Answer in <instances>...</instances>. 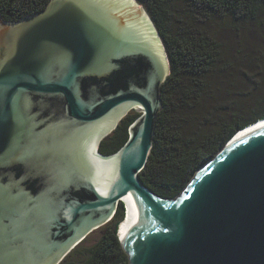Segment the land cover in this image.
<instances>
[{
  "label": "water",
  "instance_id": "obj_1",
  "mask_svg": "<svg viewBox=\"0 0 264 264\" xmlns=\"http://www.w3.org/2000/svg\"><path fill=\"white\" fill-rule=\"evenodd\" d=\"M138 6L49 0L0 18V264H61L121 202L128 264H264V127L235 139L262 120L237 130L175 198L138 179L170 73ZM55 99L66 114L53 116ZM134 108L125 144L92 152L94 132Z\"/></svg>",
  "mask_w": 264,
  "mask_h": 264
},
{
  "label": "trees",
  "instance_id": "obj_2",
  "mask_svg": "<svg viewBox=\"0 0 264 264\" xmlns=\"http://www.w3.org/2000/svg\"><path fill=\"white\" fill-rule=\"evenodd\" d=\"M49 0H0V18L16 21L24 16L38 13ZM144 5L153 22L167 53L170 73L161 85L160 98L163 108L158 113L154 126L153 146L143 169L138 173L139 181L150 191L163 198H175L192 179L196 170L226 144L239 129L264 118V99L256 100L240 113L231 114L227 121L219 123L216 131L201 138L198 128V144L184 146L175 151L174 140L168 129L160 133L157 129L162 114L171 107L172 102L185 105L187 100L196 98L203 92L202 78L209 73L228 71L233 62L226 58L221 45L207 34L192 28L184 19L173 13L171 0H136ZM193 7L198 17L205 15L228 16L239 22H255L264 11V0H185ZM171 8V9H170ZM177 16V17H175ZM195 17V16H194ZM178 23L177 28L174 24ZM173 106V105H172ZM180 131L183 121L191 122L189 113L172 110ZM263 113V114H262ZM184 117L181 119V116ZM136 117L124 122L122 140L115 149L123 146L128 139V128ZM182 135L183 132L181 131ZM188 138V136H187ZM197 140V139H195ZM121 144V145H120ZM124 211L120 207L112 220L105 226L100 240L89 251V255L79 263L67 264H128L116 237V227L123 220ZM65 260V259H64ZM65 264V263H61Z\"/></svg>",
  "mask_w": 264,
  "mask_h": 264
},
{
  "label": "rangeland",
  "instance_id": "obj_3",
  "mask_svg": "<svg viewBox=\"0 0 264 264\" xmlns=\"http://www.w3.org/2000/svg\"><path fill=\"white\" fill-rule=\"evenodd\" d=\"M171 1H173V13H177V16L184 19L193 29L217 40L226 58L230 60L231 56V62H233L228 71L211 72L202 78L204 90L199 95L197 91L196 98L187 100L185 105L177 104V100L172 102L171 107L160 117L158 131L160 133L163 131L164 134L168 129L174 140L172 146L175 151H179V148L186 145L191 146L190 141L194 140L193 144H198L199 127L201 131H206L201 134L203 138L209 133L208 130L216 131L219 123L227 121L231 114L240 113L256 100L264 99V11L255 22H239L228 16L198 17L191 8L193 6L187 1ZM136 3L148 15L144 5L137 1ZM173 24L176 29L178 23L173 22ZM172 110L189 113L191 122L187 120L183 123L180 120L183 135ZM129 115L138 114L130 113ZM180 116L181 119L184 118ZM120 207L124 211L122 204L118 205L117 211ZM105 226L90 233L65 257L63 263L82 262L100 240Z\"/></svg>",
  "mask_w": 264,
  "mask_h": 264
},
{
  "label": "flooded vegetation",
  "instance_id": "obj_4",
  "mask_svg": "<svg viewBox=\"0 0 264 264\" xmlns=\"http://www.w3.org/2000/svg\"><path fill=\"white\" fill-rule=\"evenodd\" d=\"M139 67V66H137ZM138 69V68H137ZM145 69V68H142ZM62 103L60 100H53V116H58L60 114H66L65 109L61 106ZM130 113L138 114L136 116L129 115ZM140 113L134 108L131 109L125 117L119 119L114 127L109 132H103L106 128L103 126L100 130L94 132V137L90 140V150L94 153L99 154L100 156L110 155L116 153L119 148L115 149V147L121 142L122 140V127L124 122H127L131 118L138 117ZM135 118V119H136ZM134 119V120H135ZM67 126V125H65ZM68 128V127H67ZM103 129V130H102ZM102 130V131H101ZM91 136V135H90ZM85 138V137H84ZM121 145V144H120ZM122 146H120L121 148ZM95 158V156H94ZM100 160L99 158H97Z\"/></svg>",
  "mask_w": 264,
  "mask_h": 264
},
{
  "label": "bare ground",
  "instance_id": "obj_5",
  "mask_svg": "<svg viewBox=\"0 0 264 264\" xmlns=\"http://www.w3.org/2000/svg\"><path fill=\"white\" fill-rule=\"evenodd\" d=\"M260 120H262V121H260L259 123L253 125L252 127H249L247 129L241 131L240 133H238L236 135V138L235 139H238L239 137H242V136H244V135H246L248 133H251V132H253V131H255V130L259 129V128L264 127V120L263 119H260ZM252 124H250V125H252ZM250 125H248V126H250ZM121 204H122V202H121ZM122 206H124V205L122 204Z\"/></svg>",
  "mask_w": 264,
  "mask_h": 264
},
{
  "label": "clouds",
  "instance_id": "obj_6",
  "mask_svg": "<svg viewBox=\"0 0 264 264\" xmlns=\"http://www.w3.org/2000/svg\"><path fill=\"white\" fill-rule=\"evenodd\" d=\"M124 207V206H123Z\"/></svg>",
  "mask_w": 264,
  "mask_h": 264
}]
</instances>
